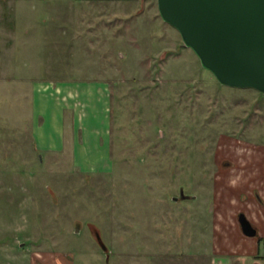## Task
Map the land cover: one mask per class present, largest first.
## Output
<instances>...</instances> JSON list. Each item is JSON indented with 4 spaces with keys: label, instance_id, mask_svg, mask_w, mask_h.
<instances>
[{
    "label": "rangeland",
    "instance_id": "374dc122",
    "mask_svg": "<svg viewBox=\"0 0 264 264\" xmlns=\"http://www.w3.org/2000/svg\"><path fill=\"white\" fill-rule=\"evenodd\" d=\"M2 6L0 264H211L214 182L264 146V94L221 85L157 0ZM33 80L103 93L63 100L102 113L108 152L38 147L17 97Z\"/></svg>",
    "mask_w": 264,
    "mask_h": 264
},
{
    "label": "crops",
    "instance_id": "0c3cea01",
    "mask_svg": "<svg viewBox=\"0 0 264 264\" xmlns=\"http://www.w3.org/2000/svg\"><path fill=\"white\" fill-rule=\"evenodd\" d=\"M2 8L3 6L0 9ZM3 69L0 64V71ZM33 81L31 88L28 85L29 92L28 89L26 93L18 92L17 97L27 103L31 131L38 147L60 151L68 140L72 146L71 151L77 154L104 155L102 149H107L108 152L109 142L106 141L103 145L100 143L105 136L107 138L108 132L102 113L97 115L92 109L81 117V106L77 108L72 103L65 105L63 100V94L70 90L77 100H81V104L86 101L96 108L99 101L95 103L89 100L100 99L103 93L95 95V86L93 89H85V86H78V83L74 87L68 83V87L63 90L58 85L47 88V81ZM3 82L6 83L0 76V88ZM245 147L241 150L233 149L237 156L245 155V162H242L245 167L232 171L224 186L218 182V177L214 182L218 196L215 198L216 202L212 200L211 249L214 253L211 264H264V146L258 152ZM254 153L259 154V158L255 159L256 164L252 157ZM102 160L101 163L104 161ZM220 170L218 167L215 175ZM240 213L255 227L254 235H247L242 231L238 220Z\"/></svg>",
    "mask_w": 264,
    "mask_h": 264
},
{
    "label": "water",
    "instance_id": "95a60500",
    "mask_svg": "<svg viewBox=\"0 0 264 264\" xmlns=\"http://www.w3.org/2000/svg\"><path fill=\"white\" fill-rule=\"evenodd\" d=\"M157 7L221 85L264 94V0H157ZM238 220L255 234L243 213Z\"/></svg>",
    "mask_w": 264,
    "mask_h": 264
}]
</instances>
